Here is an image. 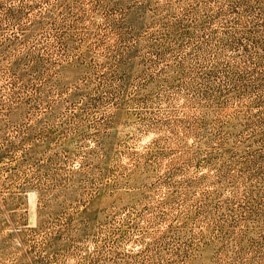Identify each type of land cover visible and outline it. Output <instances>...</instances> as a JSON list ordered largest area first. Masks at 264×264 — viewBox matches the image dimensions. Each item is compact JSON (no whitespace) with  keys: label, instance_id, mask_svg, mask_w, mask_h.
Returning a JSON list of instances; mask_svg holds the SVG:
<instances>
[{"label":"rangeland","instance_id":"1","mask_svg":"<svg viewBox=\"0 0 264 264\" xmlns=\"http://www.w3.org/2000/svg\"><path fill=\"white\" fill-rule=\"evenodd\" d=\"M0 264H264V0H0Z\"/></svg>","mask_w":264,"mask_h":264}]
</instances>
